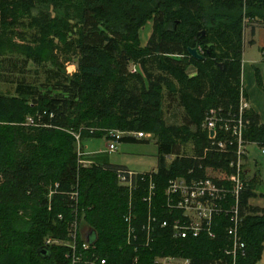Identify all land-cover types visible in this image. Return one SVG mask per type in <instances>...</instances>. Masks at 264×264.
Here are the masks:
<instances>
[{
	"label": "trees",
	"instance_id": "1",
	"mask_svg": "<svg viewBox=\"0 0 264 264\" xmlns=\"http://www.w3.org/2000/svg\"><path fill=\"white\" fill-rule=\"evenodd\" d=\"M38 5H51L62 14L33 15ZM148 19L152 31L142 46L139 30ZM245 19L264 23V0H0V56L12 54L7 60L11 67L14 59L23 65L62 66L58 53L77 56L70 77L60 69L49 71L48 82L57 79L53 85H39L45 91L21 81L13 95L0 92V264H69L67 248L44 242L48 237L67 239L68 222L75 218L95 238L92 252L109 264H133L123 217L130 194L115 173L126 168L80 164L75 133L80 141L108 130L153 134L156 172L142 173L144 179L132 192L137 229L146 221L148 207L142 198L149 178L155 186L149 211L159 222L170 223L177 215L166 207L164 190L170 178L209 177L231 187L236 146L227 142L222 150L211 145L202 123L211 109L230 123L240 117V93L246 97L241 87ZM19 27L34 33L28 36ZM192 47L203 57L190 56ZM129 64L135 65L134 71ZM189 65L196 68L193 77L186 72ZM255 78L264 92L258 70ZM164 99L181 109L180 125L166 123ZM241 115L244 139L263 145L259 115L252 109ZM28 116L33 124H27ZM125 139L149 141H120ZM187 143L193 156L182 153ZM165 155L175 158L167 165ZM246 175L247 169L242 170L237 228L243 255L232 261L225 253L231 245L225 227L235 223L232 214H222L215 238L173 239L169 227L155 222L148 247L137 253V264H153L158 255L181 256L190 264L259 260L264 209L249 205L255 181Z\"/></svg>",
	"mask_w": 264,
	"mask_h": 264
},
{
	"label": "built area",
	"instance_id": "2",
	"mask_svg": "<svg viewBox=\"0 0 264 264\" xmlns=\"http://www.w3.org/2000/svg\"><path fill=\"white\" fill-rule=\"evenodd\" d=\"M135 69L133 68L132 71ZM74 72V71H73ZM250 106L243 95L240 93L239 112L240 117L236 123H230L220 116V112L216 109H211L205 117L202 127L207 133V139L211 145H216L219 149L224 150L226 143L230 142L236 146L235 155L236 161L230 163L234 165L235 172L228 178L231 187H226L222 183H216L209 177H187L176 176L168 179L164 196L166 198V207L169 213L176 212L170 221L157 220L153 216L149 208L151 200L155 195V186L151 178H149L147 193L142 198V201L147 204L148 212L146 221L139 229L134 226V221L137 215L133 212L132 192L137 188V181L143 180L142 173H136L129 169H116V178L118 184L127 188L130 194L128 211L123 216L126 223L125 240L126 244L132 248L135 253L133 264L139 262L138 251L142 247H148L155 229V222H159V227H169L170 235L173 239L197 238L205 235L208 238H215L216 232L214 228L218 226L217 218L222 214H232L230 217L235 223L233 226L225 227L228 238L231 240V245L225 249V253L235 261L238 255L244 254V243L238 235V223L242 216L239 209V194L243 188L242 170H244L243 159L247 155V147L249 142L243 137L244 121L242 113L249 110ZM27 124H33L32 117H26ZM210 131L213 134L210 135ZM228 134V135H226ZM77 143L78 161L83 165L81 159L80 134H74ZM108 141V151H114L117 143L122 137H130L136 140H152L153 134L146 131H120L108 130L105 133ZM260 152L264 155V144L260 146ZM165 159H174V155H165ZM171 162V161H170ZM153 173L155 171H151ZM150 172V173H151ZM149 173V172H148ZM191 170L188 171V174ZM230 200H233L230 202ZM62 219V215H58ZM59 245L67 248L66 257L69 259V264H109L107 259L97 255L91 250L94 248L93 243L86 241L81 234L79 221L72 219L67 225V239H54L48 237L45 239L44 245ZM153 264H190L188 258L175 255H158L154 258ZM211 264V263H208ZM215 264H225L224 262Z\"/></svg>",
	"mask_w": 264,
	"mask_h": 264
},
{
	"label": "rangeland",
	"instance_id": "3",
	"mask_svg": "<svg viewBox=\"0 0 264 264\" xmlns=\"http://www.w3.org/2000/svg\"><path fill=\"white\" fill-rule=\"evenodd\" d=\"M39 12L46 13L50 16L62 14L61 10H56L51 5H38L32 9L33 15H38ZM152 26V20L148 19L144 26H142L139 30L140 43L142 46L146 44L151 34ZM251 27L264 29V23L261 21H247V19L243 21V48L245 49V53H250L253 57L255 56V58H257L264 51V46L260 50L261 42L264 44V31H257L255 35L256 43L251 44L248 42L251 37ZM19 29L23 30L21 27H19ZM23 31H25L28 36H31L34 33V30L29 28H25ZM11 55L12 54H6L0 56V79H2V81L0 82V92L5 95H13L15 85L21 81L37 87L39 85H45L46 83L53 85L54 83H56L57 78L52 77V79H50V81L48 82L47 76L49 75V71H56L57 69H60V73H65L70 77V75L74 73L73 71H75L77 67V56L73 54L63 55L61 53H58L59 60L63 61L62 66H52L51 64H48V66L45 67L38 66L30 61L26 62L23 65L22 60L20 59H14L16 65L11 67L7 62V60L9 59L8 57H12ZM133 67H135V65L129 64V70L131 68L133 69ZM39 89H41V91H45V88H43L42 86H39ZM163 115L167 124L180 125L181 109H179L175 104H171L170 106H168L166 99H164L163 102ZM154 139L156 140V138ZM106 142L107 140L105 135H102L100 137H87L81 140L84 152L87 153H97L99 151H104L106 148ZM190 143L182 146V153H184V155H188L187 151L190 148ZM125 145L131 147V152L144 154L148 156V158L152 155H155V153L157 152L153 140H149V142L146 143H122L119 150L121 151L122 148L125 147ZM193 154L194 152L192 153V155ZM172 160L173 159H166V164H168Z\"/></svg>",
	"mask_w": 264,
	"mask_h": 264
},
{
	"label": "crops",
	"instance_id": "4",
	"mask_svg": "<svg viewBox=\"0 0 264 264\" xmlns=\"http://www.w3.org/2000/svg\"><path fill=\"white\" fill-rule=\"evenodd\" d=\"M259 30L264 31V29L262 28H255L253 33L250 32L251 37L248 41L249 43L250 40H252L251 44L256 43L255 35ZM263 46L264 44L261 42L260 50L263 48ZM133 68L135 69V67ZM256 70L259 71L262 82L264 83V53H261L259 57L255 58V56L253 57L250 53H245V49L243 48L241 58V87L245 92L250 109H252L259 115L260 123L264 125V92L256 83ZM186 72L190 77H193L196 75L197 71L193 65H189ZM122 143H140V141H132L126 139L121 140L117 143L116 149L111 152L108 151L107 141L105 150L102 152L99 151L97 153L84 152L83 146L80 141L79 149L81 151V159L83 165L86 166L90 165L91 163L106 164L111 166L124 167L136 173L151 172L157 169V152L155 153V155H152L148 158V156L144 154L131 152V147H128L127 145H125V147L120 151L119 148ZM247 150V155L243 159L244 169H247V175L245 179L255 181V185L253 188L255 195L248 199V203L252 207L264 209V155L260 152V146L254 142L248 144ZM187 153L188 156L194 155H192L193 149L191 145ZM254 264H264V244L261 252V257Z\"/></svg>",
	"mask_w": 264,
	"mask_h": 264
},
{
	"label": "water",
	"instance_id": "5",
	"mask_svg": "<svg viewBox=\"0 0 264 264\" xmlns=\"http://www.w3.org/2000/svg\"><path fill=\"white\" fill-rule=\"evenodd\" d=\"M188 53H189L190 56H192L194 58H199L200 59V58L203 57L202 54L199 53L198 49L195 48V47L188 48ZM212 134H213V131H210V135H212ZM81 234L83 235V237H84V239L86 241H88L91 244L94 243L95 238H92V236L90 234L85 233L83 230H81ZM44 247H46V246H44ZM44 251L45 250H43L42 252H44Z\"/></svg>",
	"mask_w": 264,
	"mask_h": 264
}]
</instances>
